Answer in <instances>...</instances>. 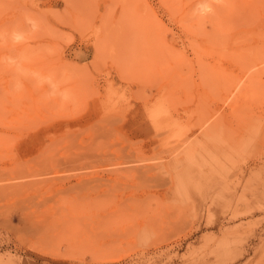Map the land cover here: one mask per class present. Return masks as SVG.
Masks as SVG:
<instances>
[{
    "label": "rangeland",
    "instance_id": "rangeland-1",
    "mask_svg": "<svg viewBox=\"0 0 264 264\" xmlns=\"http://www.w3.org/2000/svg\"><path fill=\"white\" fill-rule=\"evenodd\" d=\"M0 264H264V0H0Z\"/></svg>",
    "mask_w": 264,
    "mask_h": 264
},
{
    "label": "bare ground",
    "instance_id": "bare-ground-1",
    "mask_svg": "<svg viewBox=\"0 0 264 264\" xmlns=\"http://www.w3.org/2000/svg\"><path fill=\"white\" fill-rule=\"evenodd\" d=\"M253 80V79H252ZM239 84V83H238ZM236 86V85H235ZM239 89V88H238Z\"/></svg>",
    "mask_w": 264,
    "mask_h": 264
}]
</instances>
